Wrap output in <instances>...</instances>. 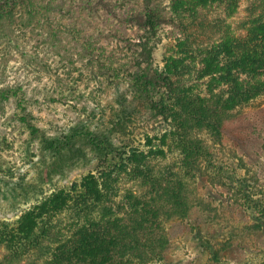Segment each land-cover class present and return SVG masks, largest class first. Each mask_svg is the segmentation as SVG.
Instances as JSON below:
<instances>
[{"label": "rangeland", "instance_id": "374dc122", "mask_svg": "<svg viewBox=\"0 0 264 264\" xmlns=\"http://www.w3.org/2000/svg\"><path fill=\"white\" fill-rule=\"evenodd\" d=\"M0 1V220L15 222L94 169L92 136L136 145L171 126L131 80L161 70L176 30L168 0ZM151 9L161 16L155 31ZM199 136L214 167L201 165L189 216L166 225L165 258L145 264H264V228L255 226L264 208V96L236 109L219 140ZM5 254L0 247V260Z\"/></svg>", "mask_w": 264, "mask_h": 264}, {"label": "trees", "instance_id": "16d2710c", "mask_svg": "<svg viewBox=\"0 0 264 264\" xmlns=\"http://www.w3.org/2000/svg\"><path fill=\"white\" fill-rule=\"evenodd\" d=\"M168 1L176 33L163 44L161 70L133 76L131 87L147 95L171 126L136 145L92 136L98 150L93 170L15 222L0 220L1 264L165 258L171 245L166 225L189 216L201 165L214 167L200 132L219 140L236 109L264 96V0ZM147 15V25L157 30L161 16L153 9ZM260 212L255 226L264 228V208ZM213 257L219 261L216 250Z\"/></svg>", "mask_w": 264, "mask_h": 264}]
</instances>
